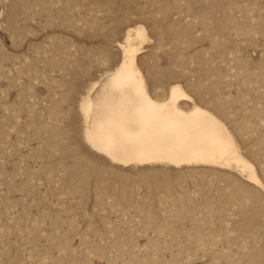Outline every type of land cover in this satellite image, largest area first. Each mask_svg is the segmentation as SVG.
Wrapping results in <instances>:
<instances>
[{
    "label": "rangeland",
    "instance_id": "obj_1",
    "mask_svg": "<svg viewBox=\"0 0 264 264\" xmlns=\"http://www.w3.org/2000/svg\"><path fill=\"white\" fill-rule=\"evenodd\" d=\"M134 27L150 93L180 84L263 188L87 144L81 101ZM0 264H264V0H0Z\"/></svg>",
    "mask_w": 264,
    "mask_h": 264
},
{
    "label": "bare ground",
    "instance_id": "obj_2",
    "mask_svg": "<svg viewBox=\"0 0 264 264\" xmlns=\"http://www.w3.org/2000/svg\"><path fill=\"white\" fill-rule=\"evenodd\" d=\"M146 38L143 27L128 29L121 62L92 86L90 92L99 89L94 98L81 101L87 144L119 165H214L263 188L225 124L180 84H172L164 98L150 93L136 61Z\"/></svg>",
    "mask_w": 264,
    "mask_h": 264
}]
</instances>
